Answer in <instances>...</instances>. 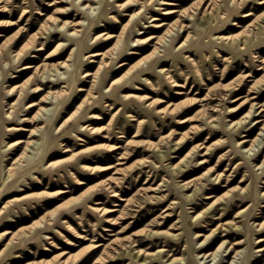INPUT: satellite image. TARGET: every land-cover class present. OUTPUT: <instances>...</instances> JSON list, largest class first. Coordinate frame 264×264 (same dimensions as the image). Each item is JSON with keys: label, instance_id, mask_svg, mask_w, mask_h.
<instances>
[{"label": "rangeland", "instance_id": "374dc122", "mask_svg": "<svg viewBox=\"0 0 264 264\" xmlns=\"http://www.w3.org/2000/svg\"><path fill=\"white\" fill-rule=\"evenodd\" d=\"M204 1L93 0L90 10L83 0H0L5 7H0V207L6 206L0 233L17 234L15 244L0 254V264H60L62 257H69L68 264H111L110 257L131 238L142 240L139 247L149 252L164 248L183 256L180 264H226L230 250L215 260L205 258L201 241L216 224L229 222L235 226L217 233L209 251L222 239L226 245L242 240V253L232 264H264V252L258 251L264 241L257 243L264 240V226L256 225L264 218V128L260 131L255 121L264 104V69L256 70L264 65V3L216 0L210 16L203 11ZM171 10L175 12L163 14ZM248 12L252 15L242 17ZM79 20L80 32L74 36L73 27H60L63 21ZM163 21L174 25L173 35L152 53L153 42L147 38L164 32L166 26L154 27ZM47 23L51 29L40 34ZM103 32L117 39L106 40L99 36ZM237 33L240 37L231 43L217 39ZM39 47L42 51H36ZM92 52L100 55L90 57ZM26 63L47 64L61 75L50 71L42 78L34 69L21 70ZM256 79L257 89H249ZM36 86L38 92L33 91ZM49 88L61 95L47 105L51 110L44 120L28 123L24 119L31 120ZM254 95L258 97L248 100ZM248 101L258 104L244 118ZM31 103L36 105L27 108ZM35 127L40 131L31 139L39 148H29L30 161L22 162L12 181L3 183L4 146L30 139L21 129ZM242 136L257 137V147L247 151ZM223 154L227 159L216 167ZM180 159V168L172 173L170 166ZM82 165L112 167L99 172ZM211 167L215 173L206 172ZM217 172L223 178L216 179ZM110 176L117 178L115 184L106 180ZM193 178L190 189L180 187ZM79 179L83 185L77 184ZM111 185L127 204L110 196L106 187ZM227 192L204 219H191L214 199L205 195L216 198ZM235 200L237 206L230 208ZM113 203L128 218L109 232L113 228L93 207L109 209ZM239 210L243 216L235 217ZM224 211L227 215L216 219ZM36 220L44 223L29 229ZM149 231L158 234L147 236ZM165 231L182 235L175 239L160 234ZM5 239H0V251ZM133 252L115 264H141ZM155 261L151 264H170L167 256L157 255Z\"/></svg>", "mask_w": 264, "mask_h": 264}, {"label": "bare ground", "instance_id": "6f19581e", "mask_svg": "<svg viewBox=\"0 0 264 264\" xmlns=\"http://www.w3.org/2000/svg\"><path fill=\"white\" fill-rule=\"evenodd\" d=\"M60 1L63 2V1H66V0H60ZM79 1H82V0H79ZM83 1H84L83 6H85L87 9L93 10V7H92V1L93 0H83ZM233 1H236V0H233ZM162 3H163V5H165V4L172 5V2H169V3L162 2ZM262 3H264V0H262L259 4H262ZM204 5H205V7H204V10L203 11L204 12H207L206 14L212 16L211 10L216 7V5H217L216 0H205L204 3H203V6ZM0 7H1L2 10H4V8H5L4 6H0ZM173 12H175V10L165 11L163 14H171ZM250 15H252V14L250 12H248V13H244L242 15V17L246 18V17H249ZM156 19H157L156 17H152V21H155ZM262 19H264V17ZM55 20L56 19L53 18L52 21H50V22L53 23ZM81 25H82L81 20L75 21L73 23L71 21L70 22L63 21L61 23L60 27L61 28H64L65 26L66 27H69V28H72L73 27L70 34H71V36H74L75 34H78L80 32V30L78 28ZM74 26H75V28H74ZM165 26H166V29L164 30V32L161 35H158V36L157 35H153V36H150V37L147 38L149 42H153L152 44H153V47L154 48H153V52L152 53L159 52L160 51L159 50L160 47L163 46L164 44H166L165 42L167 41V38H169V37H171L173 35V31L175 29L174 25L167 24V22H165V21H163L161 23H157V24L154 25V27H156V28H161V27H165ZM181 28L182 27L180 26L179 29H181ZM50 29H51V25H50V23L49 24L47 23L45 26H42L40 28V32H41L40 34L46 33ZM50 34H51V32H50ZM99 36L104 37V39H106V40H109V39H112V38H116L117 39L116 36L111 35V34H108L106 32H103ZM239 37H240V34L237 33V34L219 35L217 37V39L227 40L228 42L231 43L235 39H238ZM183 45H184V42H182L179 47H181ZM60 46H61V43H58L56 47L59 48ZM240 49H243V47L240 48ZM36 51H42V47H39ZM132 53H136V52L133 51ZM20 55H21V50H19L14 56H15L16 59H19ZM98 55H100V53H97V52H92V53L89 54L90 57H96ZM36 57H37L36 55L30 56V58H36ZM257 66L258 67H256V70L261 71V70L264 69V65L263 66L257 65ZM46 67H47V64H41V65H38V66H34V65L30 64V63H26V64L22 65L21 70L34 69L33 72L35 74H39L40 73V76H42V78H44L45 77V74H48L50 71H55L57 73L58 77H60L61 73H58V70L57 69H47ZM160 72L164 73L165 78H170V76L167 73H165V69L160 70ZM245 77H246V74L242 75V80ZM38 81L41 82V83L43 82L40 79H38ZM259 82L260 81L257 80V79L256 80H252V84L250 85L249 89H251V90L252 89H257ZM39 89H40V87L39 86H36L33 91L34 92H38ZM12 90H13V88H10L8 90V93L11 94L12 93ZM80 90L81 91H84V89H80ZM238 90H239V88H235L233 91H238ZM61 92L62 91H58V90L52 91V88H49V90L44 95H42L40 97L38 108H37L36 112L33 114V116L31 117V120H27V119H24V120H26L28 123H30L31 121L32 122H36L38 120H44L45 118L43 117V115H45L46 112H49L51 110L50 108H47V105L50 104V103H52V99H55V98L59 97L61 95ZM257 97L258 96H255V95L252 96L250 99H248V97H246V98H244V100L241 103H244V101H246L247 99L248 100H253V99H256ZM247 103H249V109H248L247 113L245 114L244 118L247 117V115L251 114L252 113V110L255 107V105L258 104V103H253V102L251 103L249 101ZM34 105H36V104L35 103L28 104L27 105V108H31ZM173 110H174V108H171V111H173ZM161 111H162V109L161 110H158L157 112H161ZM258 111L261 114H260V117L258 119H255V121H256V123L261 124V128H260V131H261L264 128V104L263 105H259ZM91 117L92 118H95L96 116L95 115H91ZM185 121H187V119L183 120L182 122H185ZM241 121L242 120L239 119L238 121H236L234 123V125H237L238 123H241ZM62 125H63V123L60 125V127ZM39 128L38 127H35L32 130H29V129H26V128H22L21 129L22 131L28 132V138H30V139H28V140L17 139L16 141H14L12 143H6V145L4 146V147H6V149L5 150H2V151H4L3 157H6V158L4 160L5 163L2 165V168H3L2 171H3V174H5V177H3V183H5V182H8L9 183L10 181H12V180H10V178L15 173H17V171H20V168L23 166V163L22 162H24L25 160H27L28 162L30 161V159H31L30 157L31 156L28 154V151H30L29 148H32V146L33 147L34 146H38L37 148L35 147L36 149L39 148L40 143L38 141H36V140H32L31 139V137H34L35 135H37L36 133L40 131ZM12 129L13 128H9L7 130H12ZM13 130H15V129H13ZM258 135H259V133H258ZM242 137H244V139L242 140L241 143H243L244 145H246V144L248 145L247 151H251L255 146L257 147V145L255 144L256 141H257V137H254L253 139H248L247 136H242ZM258 144H259V142H258ZM116 148H114V149H116ZM20 149H21L20 154L18 156H16V157L13 158V155H15L16 152L18 150H20ZM10 150H12V151H10ZM156 150H159V148H156ZM207 150L208 149H205V152ZM31 151H32V149H31ZM31 153H33V151ZM9 155H12V156L11 157H8ZM213 157H214V155H212L210 159H203V163L210 162L213 159ZM226 159H227L226 155L223 154L220 157L219 163L216 164V167H219L220 164L224 160H226ZM257 159H258V156L255 157L254 160H257ZM182 162H183V159H180V161L178 163L170 166V171L173 173L176 169H179ZM51 164L52 163H49V165H51ZM262 164H264V160L261 162L260 166ZM237 165H236V168L239 169L240 168L239 163ZM82 167L83 168H87V169H91V170H97L94 166L82 165ZM111 167H112L111 165L104 166L102 168H98L97 171L103 172V171H106V170L110 169ZM207 171H212L213 173L216 172V170L213 167L208 168L206 170V172ZM115 172H116V170L114 171V173ZM213 173H211V174H213ZM215 178L216 179L223 178L222 177V172H217L216 175H215ZM106 180L109 183L111 182V183H114L115 184V181L117 180V178L116 177H113V176L112 177L110 176V177L106 178ZM194 180H195V178L190 179V180H188L186 182H183L180 187H182L183 190L190 189L192 186H194V183H193ZM240 181H242V180H240ZM77 184L78 185H83L84 184V181L81 180V179H79L77 181ZM195 187H196L195 188V190H196L198 188V186H195ZM106 188L107 189H110L109 192H110V196L112 198H116L117 200H120V201H125L126 204H127V200L125 198L121 197L120 194L116 190L112 189V185L111 186H107ZM240 191H242L244 193L246 190L245 189H240ZM65 192H67V190H61L60 194H63ZM227 194H228V192L227 193H224L221 196L216 197V198H215L214 195H211V194L205 195L204 196V199H209V200H211L213 198L214 199L210 202V204L207 206V208H205V209L197 212L194 215H191V219L193 221L194 220H197L199 218L204 219L206 217L207 213H208L207 211L209 209H211V208L214 210L216 208L215 206L217 205V203L219 201H221V199L223 197H225ZM17 200H19V199H17ZM240 202H244V201L243 200H240ZM172 203H174V202H172ZM236 203L237 202L235 200V202H233L230 205V208L236 207L237 206ZM95 204H100V202L99 201H96ZM113 206H114L113 208H109V209H105L103 207H93V210L94 211H97L101 215H104L105 216L104 217V222L107 223V224H109L113 228V229L107 228L106 231H109V232H114V227L113 226H116L119 223L120 220L124 221L125 219L128 218V217H126L125 213H123L122 211H120V209H117L116 208L117 206H120V204L113 203ZM5 210H6V206L0 207V215L2 213H4ZM243 211L244 210L237 211L236 214H235V217L241 216L243 214ZM225 212L226 211L221 212V213L219 212L220 213L219 214V217H217L216 219H219V218L224 217L225 215H227ZM112 213H118V215H114ZM18 215H19V213H18ZM211 215H216V214L212 213ZM168 217H170V215ZM43 220H36L35 222L32 223V226L29 229L32 230L34 227H41L42 223H44ZM190 224H191V222H190ZM156 225H158V224H156ZM256 225L258 227H260V228L262 226H264V218H263V221L259 222ZM191 226H193V224H191ZM232 226H235V223H233V222L224 223V224L218 223V224H216V226L213 229H209V234L208 235H202L201 234L202 237H203V241H201V243H202V245H201V247H202L201 251L203 249L205 250L201 256L202 257H205V258L212 257V260H215L218 255L223 256V254H224L225 251H229L230 250V254H232V256H230V254H229V256H230V259L229 260L230 261L228 260L226 262V264L229 263V262H230V264H232L233 261L235 260V258L242 253V250L239 249V246H241L242 243H243L242 240L234 241L233 243H231V242L228 241V244L226 245L225 244L226 243L225 240L222 239V241L215 247V249L213 251H211V250L209 251V249H208V247H209V244H208L209 241L216 239L217 238V233H221V232L227 231V228H230L231 229ZM45 229L46 228H44V230ZM192 233L195 234L197 237L198 236H201V235H198L197 232H195V231H192ZM150 234H158V232L149 231L147 233V236H149ZM160 234H165V235H167L169 237H172V238H175V239H180L181 238L180 236L182 235V233L181 234H172L171 235L169 232H166V231L163 232V233H160ZM4 235H6V239L5 240H7V242L5 244V247L0 251V254L4 251V249L10 248L13 244H15V240L17 239V234L16 233H13V232H9V231H5L3 233H0V239ZM111 235H113V234H111ZM177 237H179V238H177ZM79 238H82V236H79ZM112 241H117L118 242V239L117 238H114ZM263 241H264L263 239H257V243H261ZM141 244H143V241L140 240V239L131 238V239L126 240L125 243L120 244V246L118 245L122 251L119 252V253H116V255L111 256L110 257V259H111V262L110 263L111 264H115L116 262H119V260L121 259V256L125 257L126 255L131 254V251L132 250L134 251L132 253V257L133 258H136L138 261H141V264L143 262H146V260L148 258L151 259L152 257H153V259L150 260L149 264L154 263V262L156 263L155 257L157 255H160L161 258L167 256L168 260H170V264H178V263L180 264L181 261L184 260V257L183 256L182 257H175L174 256V253L170 254V251H168V250H166L164 248H158V249H156L153 252H149V251H147V250L142 249L141 247H139V245H141ZM224 244L226 245L225 247H224ZM100 245L101 244H96L95 247H98ZM132 245H133V247H132ZM128 247H130V250L127 252L126 250H127ZM259 248L260 249L258 251H263L264 252V247H259ZM16 258H17V256H16ZM100 259H102V258H100ZM60 260H61L60 264H68L69 263V257H66V258L62 257ZM260 260H264V253L262 254V258ZM95 262H98L97 259L95 260Z\"/></svg>", "mask_w": 264, "mask_h": 264}]
</instances>
